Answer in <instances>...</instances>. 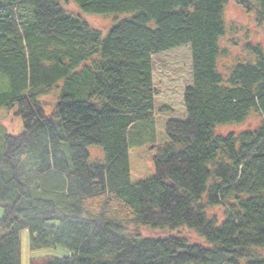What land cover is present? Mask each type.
I'll return each mask as SVG.
<instances>
[{
	"label": "trees",
	"instance_id": "trees-1",
	"mask_svg": "<svg viewBox=\"0 0 264 264\" xmlns=\"http://www.w3.org/2000/svg\"><path fill=\"white\" fill-rule=\"evenodd\" d=\"M70 1L123 17L103 33L55 0H0V109L23 128L0 136V264H20L24 230L32 250L68 251L33 264H264V53L245 44L223 62L230 0ZM232 1L264 26V0ZM184 46L185 118L165 123L153 177L133 184L129 150L155 140L152 57ZM54 89L46 108L39 97ZM251 116L252 130L217 134ZM93 146L102 162H90ZM214 207L221 222L206 215ZM181 230L202 244L170 236Z\"/></svg>",
	"mask_w": 264,
	"mask_h": 264
},
{
	"label": "rangeland",
	"instance_id": "rangeland-1",
	"mask_svg": "<svg viewBox=\"0 0 264 264\" xmlns=\"http://www.w3.org/2000/svg\"><path fill=\"white\" fill-rule=\"evenodd\" d=\"M63 9L72 16L80 17L92 28L105 33L114 23L120 21L123 16H95L82 15L77 7L70 0H55ZM224 22L226 33L219 40V45L227 52L223 62L227 64L245 54V44L259 46L264 53V26L256 25L254 16L248 15L237 6L232 0L224 10ZM153 84L157 91L155 98L154 131L155 140L153 144H145L141 147H133L129 150L130 181L138 183L153 177L152 158L157 150L168 144L164 135V125L168 120H183L185 111L183 106V92L191 85V52L189 47L184 46L163 54L152 57ZM9 90L7 78L0 74V93ZM58 91L54 89L48 94L39 97L46 108L51 106L57 97ZM48 111V110H47ZM16 109H0V131L3 134L16 137L23 131L19 117L15 116ZM257 117H249L246 122L238 126H225L217 130V134L226 136L238 134L246 130H252L258 123ZM0 150L2 141L0 139ZM90 162L103 161V151L96 147H89ZM206 215L214 217L221 222L225 215L223 207L207 208ZM3 211L0 207V219ZM131 234L140 237L164 238L169 235L166 230H152L137 228L130 230ZM30 233L27 230L21 231L20 243V264H33L35 261L47 260L49 258L62 259L68 256V251L57 247L32 250L30 247ZM184 235V236H182ZM170 236L185 237L192 244L201 245L200 241L192 232L181 230L172 232Z\"/></svg>",
	"mask_w": 264,
	"mask_h": 264
},
{
	"label": "crops",
	"instance_id": "crops-1",
	"mask_svg": "<svg viewBox=\"0 0 264 264\" xmlns=\"http://www.w3.org/2000/svg\"><path fill=\"white\" fill-rule=\"evenodd\" d=\"M35 262H38V260H37V261H35Z\"/></svg>",
	"mask_w": 264,
	"mask_h": 264
}]
</instances>
